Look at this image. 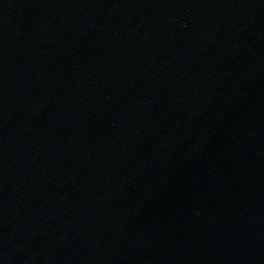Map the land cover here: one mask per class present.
Listing matches in <instances>:
<instances>
[{
    "label": "water",
    "instance_id": "95a60500",
    "mask_svg": "<svg viewBox=\"0 0 264 264\" xmlns=\"http://www.w3.org/2000/svg\"><path fill=\"white\" fill-rule=\"evenodd\" d=\"M0 264H264V0H0Z\"/></svg>",
    "mask_w": 264,
    "mask_h": 264
}]
</instances>
